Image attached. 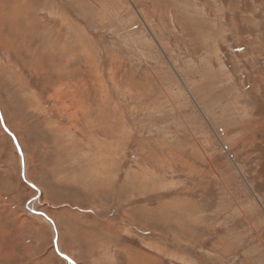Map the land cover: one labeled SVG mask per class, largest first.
Segmentation results:
<instances>
[{
  "label": "rangeland",
  "instance_id": "obj_1",
  "mask_svg": "<svg viewBox=\"0 0 264 264\" xmlns=\"http://www.w3.org/2000/svg\"><path fill=\"white\" fill-rule=\"evenodd\" d=\"M0 264H264V0H0ZM30 207V206H29Z\"/></svg>",
  "mask_w": 264,
  "mask_h": 264
},
{
  "label": "water",
  "instance_id": "obj_2",
  "mask_svg": "<svg viewBox=\"0 0 264 264\" xmlns=\"http://www.w3.org/2000/svg\"><path fill=\"white\" fill-rule=\"evenodd\" d=\"M0 122H1V125H2V128L3 130L5 131V133L11 138L13 144L15 145L16 149H17V152L20 156V161H21V177L22 179L33 189H35L37 192H38V195H39V190L38 188H36L32 183H30L27 179H26V175H25V168H24V159H23V153H22V150H21V147L18 143V140L17 138L15 137V135L6 127L5 123H4V120H3V117H2V114H1V110H0ZM37 199L34 198V200H32L31 203H34L33 201H35ZM28 208V206H27ZM30 212L33 214V215H38V216H41L43 217L45 220H47L53 227L54 229V232H55V235H54V247H55V250H56V253L66 262L70 263V264H76L72 259H70L67 255L61 253L58 249V246H57V233L55 231V224L54 222L43 212H39V211H35L34 209H31Z\"/></svg>",
  "mask_w": 264,
  "mask_h": 264
},
{
  "label": "bare ground",
  "instance_id": "obj_3",
  "mask_svg": "<svg viewBox=\"0 0 264 264\" xmlns=\"http://www.w3.org/2000/svg\"><path fill=\"white\" fill-rule=\"evenodd\" d=\"M30 204H34V203H31V202H30ZM30 204H29L30 207L28 206V210H29V211H30L31 209H33V205H30Z\"/></svg>",
  "mask_w": 264,
  "mask_h": 264
}]
</instances>
